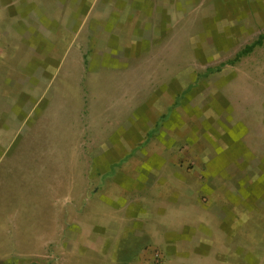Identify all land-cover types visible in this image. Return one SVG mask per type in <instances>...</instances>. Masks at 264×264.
I'll use <instances>...</instances> for the list:
<instances>
[{
	"label": "rangeland",
	"instance_id": "1",
	"mask_svg": "<svg viewBox=\"0 0 264 264\" xmlns=\"http://www.w3.org/2000/svg\"><path fill=\"white\" fill-rule=\"evenodd\" d=\"M169 1L31 54L0 5V264H264V0Z\"/></svg>",
	"mask_w": 264,
	"mask_h": 264
},
{
	"label": "crops",
	"instance_id": "2",
	"mask_svg": "<svg viewBox=\"0 0 264 264\" xmlns=\"http://www.w3.org/2000/svg\"><path fill=\"white\" fill-rule=\"evenodd\" d=\"M23 1L24 0H0V5L1 8H4V6L7 7L13 2L22 3ZM64 1L65 0H55V30L53 27H50L51 24L48 25L49 27L46 26V30L44 29V34H42L45 37L42 38L37 35L39 33H37L38 31L34 28L35 24L33 22H29L31 21V16L28 20H26V25L30 31L29 37L27 38V40L31 42L28 46L30 54L37 51L41 52V49L38 48L43 41L50 42L55 38V42H58L66 35L70 36L74 33L76 19L74 16L76 14L77 17L80 15V12H84L85 15H90V13L92 16L94 15L96 17L94 18L96 22L95 25L100 27L105 26L108 20H114L115 25L117 26H123L120 21H130L131 26L142 27L136 31L137 33L141 36L148 37L152 36L151 34L154 33L155 27H160V25H158L159 20L166 21L164 22L166 27L168 26L166 23L170 22V19L168 17L166 18V14L164 12L165 8L170 7L169 5H166L167 3H170L169 0H75L73 2H69V11L64 7ZM95 2L97 4H95ZM29 4L32 5L34 2ZM89 33L90 30L88 34ZM102 33L107 35L106 32ZM1 37L3 36L0 33V61L3 56L6 55V46L8 47V45L4 46L2 44ZM86 41H88V38H86ZM35 43H39V45ZM49 47H51V45H49Z\"/></svg>",
	"mask_w": 264,
	"mask_h": 264
},
{
	"label": "trees",
	"instance_id": "3",
	"mask_svg": "<svg viewBox=\"0 0 264 264\" xmlns=\"http://www.w3.org/2000/svg\"><path fill=\"white\" fill-rule=\"evenodd\" d=\"M263 40H264V34L259 35V37L256 40L246 45L241 51H239L235 56V58L230 61V63H233L236 60H238L241 56L250 53L256 46L260 45Z\"/></svg>",
	"mask_w": 264,
	"mask_h": 264
}]
</instances>
